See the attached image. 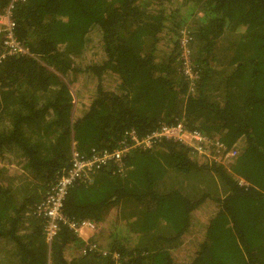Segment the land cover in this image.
Instances as JSON below:
<instances>
[{
    "label": "trees",
    "instance_id": "16d2710c",
    "mask_svg": "<svg viewBox=\"0 0 264 264\" xmlns=\"http://www.w3.org/2000/svg\"><path fill=\"white\" fill-rule=\"evenodd\" d=\"M11 18L27 52L0 57V174L14 150L32 183L0 181L11 264H113L80 254L64 224L48 242L34 207L71 164V145L88 156L181 117L238 148L229 167L163 140L127 155L124 174L108 163L74 182L64 215L101 223L100 243L122 264H264V0H24ZM56 71L70 76L73 109ZM199 172L227 193L184 187Z\"/></svg>",
    "mask_w": 264,
    "mask_h": 264
},
{
    "label": "built area",
    "instance_id": "2783aa9c",
    "mask_svg": "<svg viewBox=\"0 0 264 264\" xmlns=\"http://www.w3.org/2000/svg\"><path fill=\"white\" fill-rule=\"evenodd\" d=\"M24 0H7L3 13L0 14V36L3 39L4 49L0 54L23 53L27 50L22 47L15 34V21L11 18V10L15 4ZM185 37L182 40L184 43ZM182 69L185 75L195 78V74L188 62V55L183 56ZM116 147L111 150H101L88 156L81 155L71 145V164L60 170L49 190L35 205L34 213L45 218L43 227L46 239L49 242L60 224H64L73 231L80 241L78 251L80 254L96 253L101 256L111 257L113 264H120L119 253L110 251L100 243L99 234L102 224L91 220H74L64 215L62 211L63 200L71 187L78 181L89 183L94 178L98 169L108 163L115 165L124 156L136 148H148L163 140H172L182 143L191 152L206 156L213 160L229 162V159L238 153L236 146H228L216 135H208L197 127H190L183 117L171 123L161 122L152 131L139 135L135 130H128L123 135ZM242 180H239L241 183ZM87 255V254H86ZM47 264H51L49 261Z\"/></svg>",
    "mask_w": 264,
    "mask_h": 264
},
{
    "label": "rangeland",
    "instance_id": "374dc122",
    "mask_svg": "<svg viewBox=\"0 0 264 264\" xmlns=\"http://www.w3.org/2000/svg\"><path fill=\"white\" fill-rule=\"evenodd\" d=\"M201 13H198V15H200ZM57 72V71H56ZM58 76L60 78H62V80H64L67 84V88L69 91V95H70V99H71V104H72V109L75 107L76 103H77V95L73 89V87L71 86V84H69L70 81V76H62V74H59L57 72ZM29 129H33V126H31ZM158 146L156 144H151L150 146H148V148H136L134 150H132L130 153H128L127 155H130L133 151H146V150H153V149H158ZM9 158V162L8 164L6 163L5 166H7L5 168V170L0 174V181L2 182H11L14 185V188H17L22 181L24 182L25 179L26 181L30 182V185L32 184L31 181L29 180V178H27V175L24 174V171H16L15 169L17 168L16 166H14V162L12 157H14V150L7 152ZM197 156L203 157L205 160L212 162V163H220V165L225 166V167H229V165L227 166L228 162H222V161H218V160H213L210 159L206 156L203 155H198L197 153H193ZM126 155V156H127ZM126 156H124L120 161L116 162L114 167L117 170V172H119L120 174H124L125 171L127 170V166L125 161ZM129 167V166H128ZM174 178V176L172 177ZM192 181L194 183H201L200 185H194L192 184V181L189 180L188 178H186L185 181V186L186 188H188L189 190H191L192 192H198V191H203V190H198L196 188H200L197 186H201L202 188H205L206 191H211L212 193L214 192V189L217 191L215 193H220L222 192V187H220V185L216 182H218L216 179H218L217 177H213V176H209L207 174H203L201 172L195 174L194 177L191 178ZM94 179H92L91 182L87 183L90 184L93 182ZM180 182H182L183 180L181 178H179ZM203 180V181H202ZM218 188V189H217ZM122 210L121 208L118 210V216H119V211ZM28 214V213H27ZM127 218H123L119 216V220L120 222H123L124 220H126ZM25 228V227H24ZM26 231H29V229L25 228ZM22 231V230H21ZM105 237H103L104 239ZM107 238V237H106ZM47 240V239H46ZM102 242V239L100 240ZM14 251V246L10 243V242H5L4 239L0 240V262L2 264H11L13 262V257L11 252ZM73 251V250H72ZM122 256L119 254V262L120 264H122Z\"/></svg>",
    "mask_w": 264,
    "mask_h": 264
},
{
    "label": "crops",
    "instance_id": "0c3cea01",
    "mask_svg": "<svg viewBox=\"0 0 264 264\" xmlns=\"http://www.w3.org/2000/svg\"><path fill=\"white\" fill-rule=\"evenodd\" d=\"M222 187V192H220V193H215V192H217L215 189H214V192L212 193L213 195H216V196H224L226 193H227V191H226V189H225V187L221 184L220 185V187L219 188H221ZM223 187H224V189H223ZM218 189V188H217ZM107 235H108V233H106V234H104V237H107Z\"/></svg>",
    "mask_w": 264,
    "mask_h": 264
},
{
    "label": "clouds",
    "instance_id": "9594fccd",
    "mask_svg": "<svg viewBox=\"0 0 264 264\" xmlns=\"http://www.w3.org/2000/svg\"><path fill=\"white\" fill-rule=\"evenodd\" d=\"M224 143V142H223Z\"/></svg>",
    "mask_w": 264,
    "mask_h": 264
}]
</instances>
